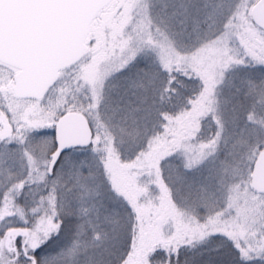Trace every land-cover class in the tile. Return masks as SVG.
<instances>
[{"label": "snow or ice", "instance_id": "6c2138e0", "mask_svg": "<svg viewBox=\"0 0 264 264\" xmlns=\"http://www.w3.org/2000/svg\"><path fill=\"white\" fill-rule=\"evenodd\" d=\"M0 264H264V0H0Z\"/></svg>", "mask_w": 264, "mask_h": 264}]
</instances>
